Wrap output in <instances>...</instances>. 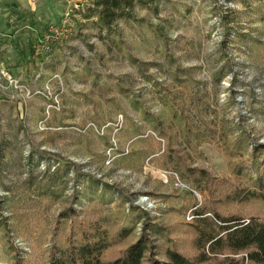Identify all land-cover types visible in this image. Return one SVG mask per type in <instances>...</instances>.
<instances>
[{
  "label": "rangeland",
  "instance_id": "rangeland-1",
  "mask_svg": "<svg viewBox=\"0 0 264 264\" xmlns=\"http://www.w3.org/2000/svg\"><path fill=\"white\" fill-rule=\"evenodd\" d=\"M96 1L42 0L0 21L6 264H49L71 229L122 210L144 218L105 260L146 226L194 260L186 226L201 205L264 220V202L225 201L246 184L230 166L254 176L264 144V0H143L105 20ZM240 138L248 149L231 157Z\"/></svg>",
  "mask_w": 264,
  "mask_h": 264
},
{
  "label": "trees",
  "instance_id": "trees-1",
  "mask_svg": "<svg viewBox=\"0 0 264 264\" xmlns=\"http://www.w3.org/2000/svg\"><path fill=\"white\" fill-rule=\"evenodd\" d=\"M134 3L142 5L143 0H97L94 4L102 8L100 15L105 20L112 9ZM30 55H34L33 50H30ZM232 146L228 152L231 157L248 149L242 138ZM250 159L254 176L242 164L230 166L232 174L246 184L231 189L225 201L264 202V144H253ZM105 187L110 189L108 185ZM143 218L144 214L135 209H131L129 214L122 210L116 216H104L89 227L77 226L76 230L71 229L66 244L52 253L49 264H264V220L224 218L215 210L208 211L204 205L194 208L191 223L186 226L192 234L191 243L198 252L194 260L171 248L168 238H164L165 246H155L147 234L148 226L120 256L105 260L104 251L127 238ZM151 228L157 229V226ZM10 248L13 249L12 246ZM7 253L11 255L12 251L8 248Z\"/></svg>",
  "mask_w": 264,
  "mask_h": 264
},
{
  "label": "crops",
  "instance_id": "crops-1",
  "mask_svg": "<svg viewBox=\"0 0 264 264\" xmlns=\"http://www.w3.org/2000/svg\"><path fill=\"white\" fill-rule=\"evenodd\" d=\"M42 0H0V21H13L16 19L14 16L17 14L16 8L18 6H34L41 3ZM4 255L0 253V264H6Z\"/></svg>",
  "mask_w": 264,
  "mask_h": 264
},
{
  "label": "built area",
  "instance_id": "built-area-1",
  "mask_svg": "<svg viewBox=\"0 0 264 264\" xmlns=\"http://www.w3.org/2000/svg\"><path fill=\"white\" fill-rule=\"evenodd\" d=\"M43 47L45 48V45L43 44H38L37 46L34 47V54L35 56H39L40 54L43 53ZM47 49V46H46ZM1 76L2 77H7V73H4L3 71L1 72ZM10 83H16L15 81H10Z\"/></svg>",
  "mask_w": 264,
  "mask_h": 264
}]
</instances>
